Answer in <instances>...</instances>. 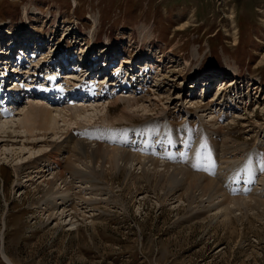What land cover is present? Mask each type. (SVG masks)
<instances>
[{"label": "rangeland", "instance_id": "rangeland-1", "mask_svg": "<svg viewBox=\"0 0 264 264\" xmlns=\"http://www.w3.org/2000/svg\"><path fill=\"white\" fill-rule=\"evenodd\" d=\"M30 104L87 113L29 134ZM3 122L0 264H264V0H0ZM65 126L92 147L107 129L121 142L102 148L131 161L77 146L72 167L65 153L47 168ZM180 170L215 179L218 198Z\"/></svg>", "mask_w": 264, "mask_h": 264}, {"label": "bare ground", "instance_id": "bare-ground-1", "mask_svg": "<svg viewBox=\"0 0 264 264\" xmlns=\"http://www.w3.org/2000/svg\"><path fill=\"white\" fill-rule=\"evenodd\" d=\"M27 38V37H26ZM26 40V39H25ZM29 44V42H28ZM26 46V45H24ZM29 47V46H28ZM27 47V48H28ZM86 64V63H85ZM84 64V65H85ZM83 63L80 64V66H84ZM149 65V64H148ZM58 66V65H57ZM60 67V65L58 66ZM16 71V70H15ZM77 71V70H76ZM71 73V72H69ZM73 74V73H72ZM69 75V74H68ZM67 75V77H68ZM71 75V74H70ZM146 76V75H145ZM65 80V79H64ZM68 80H71V78H68ZM144 80V79H143ZM225 86V85H224ZM219 89H223V88H219ZM139 100V99H138ZM127 109L128 107H131L133 105H138V101L136 99H134L132 102L130 101H127ZM134 103V104H132ZM158 103V102H157ZM160 103V102H159ZM36 105H38L36 103ZM126 106V105H125ZM156 106V105H155ZM158 106V105H157ZM30 107H31V104H30ZM199 107V106H198ZM125 108V107H124ZM28 109V110H27ZM26 110L28 111L27 113L25 112H20V114H22V118L19 120L20 121V124H18L20 127H25V131L27 133H31L32 131H34L35 129H37L39 132L43 131L44 134L46 132H49V130H54V125L58 124L57 120L58 118L60 119L59 121H61L64 125H67L66 122H67V118L69 115H73V117L71 118L72 120H76V119H81V116L80 114H83V113H87L85 110H75L76 112L74 113H70L69 115H66L67 113L63 112L62 111L60 112L59 110H47L46 108H43L42 106H32L31 108H27ZM110 110H112V106L109 108H107V111L109 112ZM126 110V108H125ZM24 111V110H23ZM74 111V110H73ZM67 112V111H66ZM55 113V114H53ZM128 113V112H127ZM61 114H64L63 116L64 117H61L60 115ZM130 116V115H129ZM129 116H127L126 114H122L120 117H119V120H127L128 122V119L130 118ZM75 118V119H73ZM117 120V121H119ZM70 121V120H69ZM85 122V121H84ZM109 122V121H108ZM111 122V121H110ZM10 123V122H9ZM19 123V122H18ZM131 123V122H130ZM13 124V123H12ZM72 124V122L70 123ZM69 124V125H70ZM110 124V123H109ZM4 125H8V122H3V123H0V127L4 126ZM14 125V124H13ZM111 125H114L113 123H111ZM8 126H11V123L8 125ZM36 127V128H35ZM66 127V126H65ZM67 127H70V126H67ZM66 127V128H67ZM69 132H66L65 133V137H63V140L62 141H59V142H54L53 140L50 141L48 143L47 146H45L46 150L44 151V153L39 156V157H42L40 159H44L46 158V162L43 164L44 166H46L47 168H52L54 165L59 168L61 163L59 162V158L64 156L65 153H70V156L68 154H66V158H65V161H66V166H71L72 163L71 161H69L72 157H77L78 154L75 153V148L77 146H80L82 147V150L86 153V158L88 157V153L90 154V159L92 161H97L99 163V161L101 163H104V165L106 164L107 166H109L110 169H113L114 165L116 166V161L117 160H120L122 163L124 164H128L130 161H131V158L128 157L129 155L127 153H125L124 151H117L116 149H111V151H109L108 149H103L102 147L103 146H106L108 145L109 147H111V145L114 143H117V142H121V141H116V138L117 137H113L111 135H105L108 130L107 129H103V128H100L99 131H95L96 133L95 134H92V130H91V134L88 135L89 133V130L85 131V133H88L87 137L88 139L90 138L92 144L94 145L93 147L91 145H87L84 143V140L83 139H80L78 137H74L73 134L76 133L75 131H71V129L67 128ZM64 130V129H63ZM74 130V129H72ZM108 134V133H107ZM7 137H11L10 135H6ZM77 136V135H76ZM45 137V136H43ZM56 137V135H55ZM154 137V136H153ZM61 138V137H60ZM28 142V141H27ZM31 144H35V140H32ZM28 144V143H27ZM103 144V145H102ZM226 144H221V147L223 148ZM227 147H225L226 149ZM79 149V148H78ZM77 149V150H78ZM224 150V149H222ZM72 151V152H70ZM80 152V151H79ZM225 153V152H224ZM69 156V157H67ZM184 157V156H183ZM80 158V157H79ZM85 158V159H86ZM59 159V160H58ZM63 160V159H62ZM76 160V159H75ZM137 160L140 161L139 158H137ZM126 164V165H127ZM42 166V165H41ZM38 167V168H34V171H30L27 173V177H26V181H29V180H33L34 178L38 177L40 174L42 173H45L46 171H43V169L41 168H44V167ZM72 167V166H71ZM71 167H68L67 169H72ZM167 167V166H166ZM32 168V167H31ZM56 168V169H57ZM192 168V167H191ZM36 169V170H35ZM122 169V168H121ZM123 170V169H122ZM64 171V170H63ZM67 171V170H66ZM69 171V170H68ZM67 171V172H68ZM72 174V178H75L73 176H75L76 174V171L75 169H72V172H70ZM178 174H181L182 175V184L186 185V187L188 189H193V188H198L201 190L202 194H204L205 196L207 195V198H211V199H217L218 198V188L219 186L215 183V179L213 178H210L208 181H204L200 184V177H197L195 176L194 174L190 173V172H187V171H184V170H180L177 172ZM63 174V173H61ZM61 174L59 172V174L57 175L56 174H51L52 176V181H54L55 183H57L58 181H60V177H61ZM69 174V173H68ZM176 174V173H175ZM78 175V174H77ZM79 176V175H78ZM63 177V176H62ZM169 178V180H171V182L169 183L170 185H174L175 184V177L173 174L171 175H168L167 176ZM40 178V176H39ZM77 178V177H76ZM79 178V177H78ZM54 183V184H55ZM65 183V182H64ZM48 186L50 187L51 190H53L54 188V184L53 182H47ZM162 184V180L159 178L158 180H155V186L157 185H160ZM166 187V186H165ZM138 189V188H137ZM146 189V188H145ZM176 189V188H175ZM174 189V190H175ZM139 190V189H138ZM188 190V191H190ZM187 191V190H186ZM68 193V192H67ZM221 193V192H220ZM167 194V193H166ZM75 195V194H74ZM222 196V195H221ZM61 200H64L66 199V202H71L73 200L70 199V196L66 198L65 197H62L60 196ZM227 197V196H226ZM73 198V197H72ZM159 198V197H158ZM181 195L179 196V199H181ZM167 199V198H166ZM49 200V199H48ZM59 200V199H58ZM85 199H81V201H83ZM46 201V200H45ZM86 201V200H85ZM165 201V200H164ZM226 203V204H225ZM234 205H237L239 203H237L236 201L233 202ZM47 205L50 204V203H46ZM56 204V203H54ZM60 204V203H58ZM229 202H227V199H224V201H220V205L221 207L225 208L224 206H228ZM53 205V204H52ZM50 210V209H49ZM178 212V211H177ZM191 216V214H190ZM235 216V215H234ZM52 216L49 215L48 219H50ZM194 218V217H193ZM229 218V217H227ZM231 222V221H230ZM229 223H223V226H228ZM215 228V227H214ZM230 229V227H229ZM4 260L8 263V264H13L11 261H9L7 258L3 257Z\"/></svg>", "mask_w": 264, "mask_h": 264}]
</instances>
